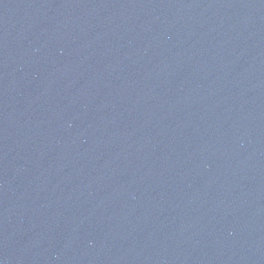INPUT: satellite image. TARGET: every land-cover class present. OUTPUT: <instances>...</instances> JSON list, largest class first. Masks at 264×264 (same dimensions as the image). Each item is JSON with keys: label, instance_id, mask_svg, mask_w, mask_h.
I'll use <instances>...</instances> for the list:
<instances>
[{"label": "water", "instance_id": "95a60500", "mask_svg": "<svg viewBox=\"0 0 264 264\" xmlns=\"http://www.w3.org/2000/svg\"><path fill=\"white\" fill-rule=\"evenodd\" d=\"M0 264H264V0H0Z\"/></svg>", "mask_w": 264, "mask_h": 264}]
</instances>
